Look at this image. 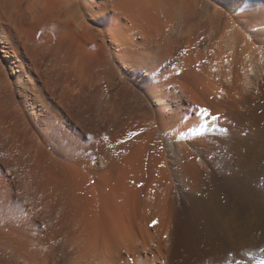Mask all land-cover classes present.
Here are the masks:
<instances>
[{
  "label": "rangeland",
  "instance_id": "obj_1",
  "mask_svg": "<svg viewBox=\"0 0 264 264\" xmlns=\"http://www.w3.org/2000/svg\"><path fill=\"white\" fill-rule=\"evenodd\" d=\"M68 1L0 0V264H71L82 246L113 264H264V91L218 68L229 0H125L99 22L74 8L63 58L30 59L19 33Z\"/></svg>",
  "mask_w": 264,
  "mask_h": 264
},
{
  "label": "bare ground",
  "instance_id": "obj_2",
  "mask_svg": "<svg viewBox=\"0 0 264 264\" xmlns=\"http://www.w3.org/2000/svg\"><path fill=\"white\" fill-rule=\"evenodd\" d=\"M224 2L225 0H221ZM129 2V1H127ZM126 2V3H127ZM125 3V0H102L101 2L94 3L91 1L90 3L84 2L80 3L78 0L68 1L67 3H60V5L56 6L51 12L47 13L48 9L41 10L38 8L39 2H36L34 4L36 6L37 12H35L31 19L28 21V23L25 25L24 31L17 34L19 35V38L24 39L25 46L30 50L29 58L31 59H42L46 56H51L54 58H58L60 56L57 49L60 47L56 45L57 42V36H61L62 29H66L67 27H72L73 22L70 18V15L74 12V8H79L80 10H86L87 14L90 17V20L92 22H99L101 21L102 17L105 15V13L112 12L113 14L121 15L123 14L124 7H127V4ZM204 3V2H203ZM8 3H2L0 2V8L3 10L7 6H10ZM126 4V6L124 5ZM130 4V3H129ZM14 5V4H13ZM222 6V5H221ZM11 7V6H10ZM15 7V6H14ZM12 7V8H14ZM219 7V6H218ZM217 8V7H216ZM227 9L224 11L222 8H218L217 10V21L216 23V29H217V57H218V63L220 62V65H218L220 70H224L225 72V66L230 67L233 69L235 66L237 72L235 74H238V78L242 83L239 84L244 88L246 86L247 90L248 87L253 88V90L256 88L264 91V0H242L239 4L236 3V0H229L227 4ZM43 9V8H42ZM130 9V7H129ZM128 9V10H129ZM6 10V9H5ZM10 10V9H9ZM126 10V9H125ZM127 11V10H126ZM125 13V12H124ZM201 17V16H200ZM181 22L182 23V16ZM216 18V17H215ZM176 19V18H175ZM174 19V20H175ZM179 19V18H178ZM215 21V19H213ZM185 22V21H184ZM188 24V23H187ZM207 26V25H206ZM185 27V26H184ZM208 28V27H207ZM206 28V29H207ZM211 28V27H210ZM212 31V30H211ZM214 33V29H213ZM60 34V35H59ZM57 39V40H56ZM56 40V42H55ZM62 40V39H61ZM55 42V43H54ZM58 47V48H56ZM61 49V48H59ZM2 52H5L2 50ZM62 54V53H61ZM63 56V55H61ZM60 56V57H61ZM63 58V57H61ZM65 58V55H64ZM220 59V60H219ZM226 65H225V64ZM229 67L227 68L228 73ZM217 70V72L219 71ZM220 71V72H222ZM223 73V72H222ZM226 73V72H225ZM224 73V74H225ZM221 74V73H220ZM222 75V74H221ZM218 76V75H217ZM220 78L222 76L219 75ZM224 77V75H223ZM237 77V76H236ZM225 78V77H224ZM227 78V77H226ZM219 79V78H218ZM225 81V80H224ZM228 82V81H227ZM232 82V81H231ZM225 83V82H224ZM230 83V82H229ZM238 84V83H237ZM250 88V89H251ZM233 89V87H232ZM239 89V88H238ZM249 89V90H250ZM237 91V90H236ZM235 92V91H234ZM259 92V91H258ZM238 94V93H237ZM250 94V93H249ZM264 95V94H263ZM239 96V95H238ZM242 96V95H241ZM248 96V95H247ZM251 96V95H250ZM237 97V95L235 96ZM243 98V97H242ZM239 99V98H237ZM244 101V100H242ZM231 102V101H230ZM236 102V101H235ZM235 104V103H234ZM238 104V103H237ZM262 106V105H261ZM238 107V105H237ZM256 107V106H255ZM257 108V107H256ZM235 109V108H234ZM244 109V107H243ZM242 109V110H243ZM264 111V110H263ZM240 112V111H239ZM242 112V111H241ZM255 112V111H254ZM243 113V112H242ZM237 114V113H236ZM259 117V116H258ZM243 118V117H242ZM253 118V117H252ZM239 119V118H238ZM237 121V120H236ZM247 121V120H246ZM262 122V121H261ZM240 123V122H239ZM250 123V122H249ZM254 126V125H253ZM258 131V130H257ZM255 132V131H254ZM264 133V132H263ZM249 134V133H248ZM261 138V137H260ZM253 139V138H252ZM261 143V142H260ZM233 144V143H232ZM241 146V145H240ZM255 154V153H254ZM253 155V154H252ZM241 156V155H240ZM242 157V156H241ZM200 160V159H199ZM207 161V160H205ZM198 162V160H197ZM195 163V162H194ZM202 163V162H201ZM200 164V162L198 163ZM203 164V163H202ZM201 164V165H202ZM199 166V165H198ZM207 166V165H206ZM225 166V165H224ZM227 167V166H226ZM221 168V167H220ZM243 168V167H242ZM202 169V167L200 168ZM204 169V168H203ZM180 170V169H179ZM197 170V169H196ZM206 170V169H205ZM198 171V170H197ZM196 171V172H197ZM184 172V171H183ZM195 172V171H194ZM200 173V172H199ZM198 173V174H199ZM204 173V172H203ZM197 174V173H196ZM177 175V174H176ZM184 175V174H183ZM204 175V174H203ZM42 176V175H41ZM182 176V175H181ZM255 176V175H254ZM39 177V176H38ZM37 177V178H38ZM46 177V176H45ZM174 177V175H173ZM179 177V175H177ZM194 177V176H193ZM209 177V176H208ZM181 178V177H180ZM191 178V177H190ZM32 179V178H31ZM254 179V178H253ZM48 180V178H47ZM192 180V179H191ZM190 180V181H191ZM204 180V179H202ZM208 180V179H207ZM196 181V180H195ZM31 181H29L30 183ZM53 183V182H51ZM172 183V182H171ZM194 183V182H192ZM203 183V182H202ZM36 184V183H35ZM50 185V184H49ZM205 185V184H204ZM226 185V184H225ZM37 186H39L37 184ZM172 186V184H171ZM196 186V185H195ZM27 187V184H26ZM235 187V186H233ZM31 188V187H30ZM29 188V189H30ZM33 188V187H32ZM31 188V189H32ZM205 188V187H204ZM214 188V187H213ZM30 189V190H31ZM37 189V188H36ZM39 189V188H38ZM248 189V188H247ZM46 190V189H45ZM250 191V190H249ZM28 192V191H27ZM36 192V191H35ZM45 192V191H44ZM47 192V191H46ZM214 192V191H213ZM241 192V191H240ZM49 193V192H48ZM202 193V192H201ZM205 193V192H204ZM219 193V192H218ZM247 193V192H246ZM260 193V192H259ZM43 194V193H42ZM203 194V193H202ZM232 195V194H231ZM35 196V195H34ZM37 196V195H36ZM41 196V194H40ZM46 196V194H45ZM175 196V195H174ZM259 196V195H258ZM33 197V196H32ZM44 197V196H43ZM188 197V196H187ZM35 198V197H34ZM206 198V197H205ZM251 198V197H250ZM38 199V198H37ZM195 200V199H194ZM216 200V199H215ZM230 200V199H229ZM234 200V199H233ZM240 200V199H239ZM37 201V200H36ZM177 201V199H176ZM223 201V200H222ZM220 202V201H219ZM245 204V203H244ZM186 205V204H185ZM201 205V204H200ZM218 209V208H217ZM242 209V208H241ZM253 210V209H252ZM214 211V210H213ZM251 211V210H250ZM206 212V211H205ZM218 212V211H217ZM208 214V213H207ZM214 214V213H213ZM218 214V213H216ZM223 214V213H222ZM152 216V215H151ZM159 216V215H158ZM212 216V215H211ZM149 217V216H148ZM155 217V214H154ZM164 217V216H163ZM171 217V216H170ZM236 217V216H235ZM208 218V217H207ZM249 218V217H248ZM263 218V217H262ZM153 219V218H152ZM159 219V218H158ZM163 219V218H162ZM165 219V218H164ZM252 219V218H251ZM146 220V219H145ZM148 220V219H147ZM195 220V219H194ZM210 220V219H209ZM233 220V219H231ZM152 221V220H151ZM161 221V219H160ZM170 221V220H169ZM181 221V220H180ZM144 222V221H143ZM148 222V221H147ZM159 223V222H157ZM190 223V222H189ZM193 223V222H192ZM234 223V222H233ZM227 225V224H226ZM193 227V226H192ZM74 229V227H72ZM160 234V230H158ZM167 228V227H166ZM172 228V227H171ZM170 228V229H171ZM204 228V227H202ZM78 229V228H76ZM148 229V227H147ZM219 229V228H218ZM225 229V228H224ZM75 230V229H74ZM82 230V229H81ZM146 230V229H145ZM168 230V229H167ZM246 230V229H245ZM73 231V230H72ZM148 231V230H147ZM177 231V230H176ZM77 232V231H76ZM81 232V231H80ZM146 232V231H145ZM155 232V230H154ZM156 232V234H157ZM166 232V231H165ZM206 232V231H205ZM65 233V232H64ZM67 233H69L67 231ZM170 233V232H169ZM74 234V233H73ZM78 234V233H77ZM132 234V233H131ZM147 234H149L147 232ZM153 234V233H151ZM155 234V235H156ZM164 234V232H163ZM80 235V234H79ZM82 235V234H81ZM166 235V234H165ZM70 236V235H69ZM74 236V235H73ZM70 236V237H73ZM119 236V235H118ZM128 236V235H127ZM130 236V235H129ZM135 236V234H134ZM142 236V235H141ZM150 236V235H149ZM148 236V239H149ZM196 236V235H195ZM230 236V235H229ZM68 237V238H70ZM31 238V237H30ZM75 238V237H74ZM79 238V237H77ZM81 238V237H80ZM131 238V237H130ZM135 238V237H134ZM133 238V239H134ZM144 238V237H143ZM157 238V237H156ZM161 238V237H160ZM173 238V237H172ZM214 239V238H213ZM32 240V239H31ZM67 240V238H66ZM115 240V239H114ZM118 240V239H117ZM129 241H133L132 239H127ZM138 240V239H137ZM71 241V240H70ZM80 241V240H79ZM124 241V240H122ZM126 241V239H125ZM135 241V240H134ZM141 241V240H140ZM32 242V241H31ZM128 242V241H127ZM145 242V241H144ZM205 242V241H204ZM79 243V242H78ZM152 243V242H151ZM171 243V242H170ZM250 243V242H249ZM72 244V242H71ZM129 244L132 246L135 244V242H129ZM167 244V243H166ZM182 244V243H181ZM68 245V244H66ZM81 245V244H79ZM122 245V244H121ZM129 245V247H131ZM156 245V244H155ZM158 245V244H157ZM206 245V244H205ZM69 246V245H68ZM72 246V245H71ZM128 246V245H127ZM125 245V247H127ZM149 246V245H148ZM78 246H76L77 248ZM83 247V246H82ZM76 250V254L81 250V253L84 254L87 252L84 251L83 248ZM91 247V246H90ZM121 247V246H120ZM119 247V248H120ZM123 247V246H122ZM122 247L120 248L122 251ZM124 247V248H125ZM136 247V246H135ZM154 247V246H153ZM74 248V245H73ZM118 248V249H119ZM50 249V248H47ZM58 249V248H57ZM71 247L69 248V250ZM129 249V248H128ZM132 252L137 255L139 251L135 250ZM146 249V248H145ZM186 249V248H185ZM200 249V248H199ZM72 250V249H71ZM127 251V249H124ZM56 251V250H55ZM75 251V250H74ZM130 251V250H129ZM117 252V250H116ZM120 252V250H119ZM124 252V251H122ZM151 252V251H150ZM80 252V258L78 260V254L75 256V258L70 259V263L72 264H113L110 263L107 259L108 258H97V254L95 256L92 255V259L90 260L86 256H83ZM126 253V252H125ZM129 253V252H127ZM131 253V252H130ZM39 254V253H38ZM41 254V252H40ZM39 254V255H40ZM51 254V253H50ZM65 254V253H64ZM63 254V255H64ZM70 254V253H69ZM159 255V253H157ZM73 255V254H72ZM134 255V254H133ZM68 256V255H66ZM113 256V255H112ZM111 256V257H112ZM117 256L118 255L117 253ZM127 256V255H126ZM132 256V255H130ZM185 256V255H184ZM42 257V256H41ZM85 257V259H84ZM129 257V256H128ZM87 258V259H86ZM117 258V257H116ZM120 258V257H119ZM133 258V257H132ZM135 258V256H134ZM133 258V259H134ZM221 258V257H220ZM38 259V258H37ZM136 259V258H135ZM113 260V259H112ZM130 260V259H129ZM165 260V259H164ZM239 260V259H238ZM114 261V260H113ZM131 261V260H130ZM133 261V260H132ZM137 261V259H136ZM133 261V262H136ZM115 262V261H114ZM53 263V262H52Z\"/></svg>",
  "mask_w": 264,
  "mask_h": 264
},
{
  "label": "snow or ice",
  "instance_id": "obj_3",
  "mask_svg": "<svg viewBox=\"0 0 264 264\" xmlns=\"http://www.w3.org/2000/svg\"><path fill=\"white\" fill-rule=\"evenodd\" d=\"M155 223V222H154Z\"/></svg>",
  "mask_w": 264,
  "mask_h": 264
}]
</instances>
